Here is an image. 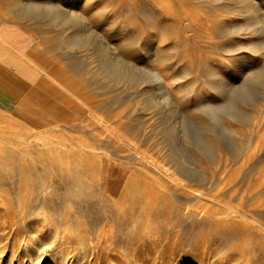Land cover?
Returning <instances> with one entry per match:
<instances>
[{
	"label": "rangeland",
	"instance_id": "rangeland-1",
	"mask_svg": "<svg viewBox=\"0 0 264 264\" xmlns=\"http://www.w3.org/2000/svg\"><path fill=\"white\" fill-rule=\"evenodd\" d=\"M29 2L36 5L35 15L24 13ZM49 4L53 11L46 8ZM8 7L17 14L11 19L34 38L33 56L45 84L71 113L63 120L61 112V123L43 130H31L0 113V187L13 196L21 193L25 202L49 206L46 213L28 218L46 231L35 234L23 224L16 226L28 232V243L33 234L38 236L32 247H46L41 264H57L59 258L48 220L59 221L69 212L75 224H111L120 246L99 248L111 255L94 264H226L218 259L224 254L246 263L248 254L235 244L234 228L216 225L218 216L192 215L185 204L193 203L187 196L191 188L241 207L264 223V28L252 24L256 16L264 18V0H10ZM70 11L83 12L95 44L109 43L117 52L120 46V53L125 49L139 76L151 80L106 76L93 49L76 43L73 22H62L57 15ZM72 89L84 100L88 97L96 114L116 122L119 133L134 138L157 163L177 175L184 168L202 180L181 177L184 188L179 192L162 180L151 191L146 180L131 181L138 157L116 140L103 142L92 153L81 151L80 146L96 147L106 133L89 120L88 108L77 105L80 98ZM205 105H213L215 113ZM201 140L211 141L210 152L194 149L193 143ZM68 152L74 157L101 154L103 167L91 171L88 164L78 165L77 156L66 171L60 159ZM11 199L15 197L6 200ZM114 199L120 206L115 212ZM81 259L78 264H90L88 257Z\"/></svg>",
	"mask_w": 264,
	"mask_h": 264
},
{
	"label": "bare ground",
	"instance_id": "bare-ground-1",
	"mask_svg": "<svg viewBox=\"0 0 264 264\" xmlns=\"http://www.w3.org/2000/svg\"><path fill=\"white\" fill-rule=\"evenodd\" d=\"M46 8L48 10H52L53 11V9H55V6L49 4V5H46ZM23 9H24V13L25 14L35 15L34 11L36 9V5H35V3H30V2L29 3H25ZM59 9H60V7H59ZM56 11H58V10H56ZM80 13L81 12H79L77 14L75 12L70 11L69 14H67V15H62L60 13H57V15H59V17L61 15L60 20L62 22H66V23L68 21L69 22L70 21L73 22V26L72 27H74V29L76 31L75 32V36H74L75 40H77L76 43H79L80 41L84 42L83 45H85L86 47H88L90 49H93V51L95 53V56L98 59L99 68H100V70L102 72L105 73L106 76H109L110 78H126L128 80L132 78L133 80H136V81L137 80L138 81L147 80V82H149L151 80V78H152L151 76H148V75L144 76V77L139 76V74L137 72V66L134 64L132 59H130V57H128V55H125V51H123L125 49L122 50V52L124 53L123 54V53H120L121 52V47L120 46L117 49V50H119V49L120 50H119V52H117L115 49H113L114 45L112 46V48L110 46H108V45H110L108 42H107L108 45L105 42H103V41H100V43H98V44L96 43L95 44L94 41L96 39H93V35L91 34V32L85 28L83 12H82V14H80ZM50 14H53V12L50 13ZM57 15H56V17H57ZM89 24H90V26H92L91 23H89ZM252 24L253 25L257 24L261 28H264V18H263V16L261 15V18L256 16L253 19V23ZM86 26H87V24H86ZM93 27L94 26H92V28L89 27L88 29H90V30L92 29L93 30ZM102 32H104V31H102ZM73 42L75 43V41H73ZM116 45L118 46V43ZM130 45H128V46H130ZM127 52L128 51H126V54H127ZM28 55H29V53H28ZM29 58H30V56H29ZM223 84H224L223 82H220L218 85L219 86H224ZM36 85H37V83H36ZM39 86H40V84H39ZM73 86L76 87V85H73ZM245 88H246V84L242 83L241 89H245ZM58 89H59V87H58ZM72 90L74 91V92H71L72 95H74V94L76 95L77 94L79 96V94H78V92L76 90H74V89H72ZM51 91L53 92L54 89H51ZM50 94H51V92H50ZM162 95H164V94H162ZM69 96H70V94H69ZM80 96H79L80 99H78V98L76 99L77 100V105L80 106V107L83 106V108L85 107L86 109L88 108V110H90L89 111L90 112V114H89L90 116L89 117L91 118L89 120L90 121L92 120L91 122L95 123V125L99 128L98 129L99 133H101V134L102 133L103 134L106 133V135H104L105 137H104V139L102 141L99 140V141L96 142V147H93V144L90 145L91 147L90 146H85V147L80 146L79 148L81 149V151L84 150V151H88V152L92 153L93 152L92 150L100 148L99 145L102 144L103 142H106L108 140H116L120 145H123L124 147H126L131 155L138 157V159H137L138 167H136L137 174L134 175V173L133 174H132V172L130 173V174L134 175L133 177L131 176V181L143 180V182H144V180H146L145 187H146V189H149L151 191L154 190L151 187L158 186L161 183L162 180L170 182V185L171 184L174 185V186L171 185L172 189L174 188L176 190L178 188L177 189V191H178L179 187L180 188H184L183 187L184 183L182 184V179H184L185 176L188 177V178L195 179V180L197 179L198 176L196 174H194V173H192V172H190L188 170H185L184 168L180 170L182 173L177 175L176 173L169 171V169L166 168L165 166L160 165L159 163H157L152 156L148 155V153L144 152L140 148V146H138L137 141L135 142L134 138H133V140H130V139H127L126 137H124L122 133L120 134L118 129L116 128V125L114 126V124L116 122L114 124H111L109 121L104 119V117H102L101 115L96 114L95 111L92 110L91 107H89V105L87 103V102H89L88 97L86 98L87 100L85 99L86 100L85 101L83 99V97H80ZM58 98L60 99V97H58ZM162 100H163V102H165L166 98L163 96ZM64 105H68V104L65 102ZM205 106H206V110H208L211 114L215 113L216 108L213 107V105H205ZM88 110H87V113H88ZM166 110L170 114L172 112H174L172 109H166ZM86 117H88L87 114H86ZM66 118L67 117H63L62 119L65 120ZM177 124L178 123L173 125L172 128H174V129L177 128L178 127ZM184 126H185V129H186V132H188V129H187L185 124H184ZM93 127L95 128V126H93ZM121 127H123V126H121ZM179 127H183V126L182 125L180 126V124H179ZM95 133H97V132H95ZM142 143H143V141L141 142V144ZM172 144H174V143H172ZM193 146H194V149L196 151H198L199 153H206L207 151L210 152L209 149H211L212 145H211V141L210 140L209 141L207 140L206 142L201 140L198 143L194 142ZM86 147H88L89 149L86 148ZM77 148H78V146H77ZM64 150L65 149H63V151ZM146 150L148 151V149H146ZM68 151H70V149ZM94 151H96V150H94ZM173 152L175 154L177 152V150L175 148V145L173 146ZM76 153H77V151H76ZM150 153L152 154V152H150ZM61 154H63V153H61ZM69 154L70 155H66V158H63V156H64L63 155L62 156L63 159H60V165H63L64 169L66 171H68V168H66V166L69 164V162L70 161H74L75 157L79 156V155H76L74 157V156H72L73 153L72 154L69 153ZM85 154L86 153H84V156H81V155L79 156L80 159H81L80 162L82 164H78L79 162L77 161L78 163L77 162L76 163L78 165L81 166V165L88 164V165H85V166L86 167L88 166L89 168H92V169H90L91 171L92 170L95 171V169H97V168H101L102 169L103 166H102V159L100 157L101 154L99 156L94 155V154L88 156V154L87 155H85ZM57 157H59V156H56V160H57ZM77 159H78V157H77ZM53 160H54V158H53ZM97 161H98V163H97ZM56 162H54V163H56ZM71 164H74V163H71ZM97 165H99V166L96 168ZM69 168H70V166H69ZM180 168L181 167H179V169ZM65 170L63 172H65ZM80 170H82L81 167H80ZM70 171H71V169H70ZM79 171H77V172H79ZM82 172L83 171H81V173ZM88 172H90V171H88ZM97 172H98V170H97ZM61 173H62V171H61ZM67 173L69 174L71 172H67ZM93 173L95 174V172H93ZM195 173H196V171H195ZM97 174L95 176H98ZM92 176H90V178ZM86 177H88V176H86ZM181 177H182V179H181ZM150 179L153 180V181H151ZM154 179H157V180H154ZM198 179H199V177H198ZM148 180H150V181H148ZM187 182H189V181H187ZM218 182H221V181H218ZM225 185H226V182H225ZM222 189H223V186H222ZM20 190H19V192H20ZM168 190H170V189H168ZM13 191H16V190H13ZM183 191H185V190H183ZM188 191L189 192H188L187 196L193 203H191L190 205L184 203L186 211H189V213H192V215L193 214H197V215L206 214L205 216L208 215L209 216L208 218H213V216H218V219H216V220H218V222L216 221L217 222L216 225H219V226L220 225L221 226L225 225L227 227L234 228L235 231H232L233 235H234V233H236L235 234L236 239L239 242H241L240 245H239V242H237L235 244H238L237 247L238 248L241 247L242 251H244V252H246L248 254L247 259H245L246 263L245 262L243 263L242 259L233 258L232 255H228V254L221 255L220 257H218V259H220V260H222L224 262L227 261L226 264H264V251H261L263 249V243L260 241L261 239L264 241V223L263 222L253 218L250 215V213L246 212L241 207H238V206H235V205H231L232 203L231 204H227V203L218 202V199L216 200L213 196L204 194V193L196 191V190H191V188H189ZM13 197H15L14 201L12 199L10 201L6 200L7 198L9 199V198H13ZM117 202H118L117 200H115V199L113 200V204H114L113 210H114V212L115 211H119V207L120 206L117 205ZM148 208H151V207H148ZM48 209H49L48 205L47 206L40 205V203L38 201H33V200L25 202L21 193L19 195H14L13 196L12 194H10L8 192V190L3 189V188L0 187V230L2 232L1 235H0V264H41L42 260L44 259L45 254H46V250H47L46 247H44V246H42L40 248L39 247H32V244H33L32 240H37L38 236L33 234L31 236V243H28V239H26L27 238L26 236H27L28 232L23 230V228H19V227H16V226L18 224H23L25 227L31 229V231L34 232V233L37 230H38V232H39V230L41 232L46 231V229L39 222L33 221L32 219L29 220L28 218L30 216H32V215H34V216L42 215V214L46 213V211ZM110 212L112 214V211H110ZM70 215H72V213H70V212L67 213L65 215V217L62 218L59 221H56L53 218L48 220V223L50 224V228H48L47 231L49 233H51L53 235V237H54L53 245L57 248V253L56 254H57V256H59V258L56 259L57 264H78V262H79V260L81 258H87V257L89 258L88 261L90 262V264H94V263H96L98 261V259L100 257H102V256H110L111 255V253H109V252L100 253L99 252V248L105 247L108 250H113L114 248H118V246H120V244H118L117 241H115V236H114L113 229L111 228V224L110 225H106L105 224V225H102L101 227H98V225H94L93 227H90V226L88 227L86 225L79 224V222H78V224H75V223L71 222L70 221ZM202 220H204V219H202ZM211 220H214V219H211ZM25 223L28 224L29 226H26ZM213 223H214V221H213ZM82 224H84V223H82ZM103 224H104V222H103ZM252 234L253 235L256 234L257 237L256 238L253 237L250 240V238L252 237ZM224 236H225V234H224ZM236 254H238V253H236ZM65 255L69 256V257H66V259H65L66 262L65 263L63 261L60 262V258L64 257ZM81 260H83V259H81Z\"/></svg>",
	"mask_w": 264,
	"mask_h": 264
},
{
	"label": "crops",
	"instance_id": "crops-1",
	"mask_svg": "<svg viewBox=\"0 0 264 264\" xmlns=\"http://www.w3.org/2000/svg\"><path fill=\"white\" fill-rule=\"evenodd\" d=\"M9 2L0 0V113L31 130H43L60 124V113L67 117L70 109L45 84L32 56L34 38L11 19L17 14Z\"/></svg>",
	"mask_w": 264,
	"mask_h": 264
}]
</instances>
